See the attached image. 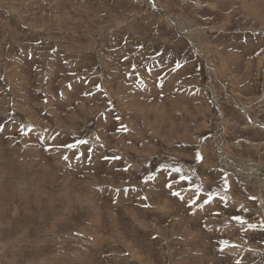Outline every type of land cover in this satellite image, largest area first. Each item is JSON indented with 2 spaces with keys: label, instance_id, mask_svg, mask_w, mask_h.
Returning a JSON list of instances; mask_svg holds the SVG:
<instances>
[{
  "label": "rangeland",
  "instance_id": "374dc122",
  "mask_svg": "<svg viewBox=\"0 0 264 264\" xmlns=\"http://www.w3.org/2000/svg\"><path fill=\"white\" fill-rule=\"evenodd\" d=\"M0 264H264V0H0Z\"/></svg>",
  "mask_w": 264,
  "mask_h": 264
},
{
  "label": "snow or ice",
  "instance_id": "6c2138e0",
  "mask_svg": "<svg viewBox=\"0 0 264 264\" xmlns=\"http://www.w3.org/2000/svg\"><path fill=\"white\" fill-rule=\"evenodd\" d=\"M69 147H71V145L69 146ZM200 157L198 156L197 157V159H199ZM175 194V193H174ZM236 219H239V217H237ZM241 223H243V221H241Z\"/></svg>",
  "mask_w": 264,
  "mask_h": 264
},
{
  "label": "bare ground",
  "instance_id": "6f19581e",
  "mask_svg": "<svg viewBox=\"0 0 264 264\" xmlns=\"http://www.w3.org/2000/svg\"><path fill=\"white\" fill-rule=\"evenodd\" d=\"M200 42V41H199ZM215 72V71H214ZM216 91V90H215Z\"/></svg>",
  "mask_w": 264,
  "mask_h": 264
}]
</instances>
